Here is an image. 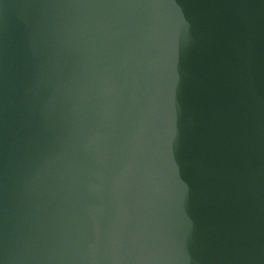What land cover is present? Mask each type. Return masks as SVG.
Wrapping results in <instances>:
<instances>
[{
    "label": "water",
    "instance_id": "1",
    "mask_svg": "<svg viewBox=\"0 0 264 264\" xmlns=\"http://www.w3.org/2000/svg\"><path fill=\"white\" fill-rule=\"evenodd\" d=\"M0 264H264V0H0Z\"/></svg>",
    "mask_w": 264,
    "mask_h": 264
}]
</instances>
